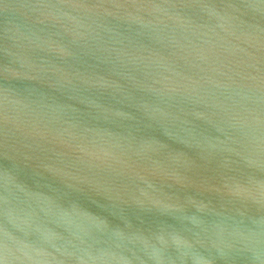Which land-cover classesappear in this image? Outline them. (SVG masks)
I'll use <instances>...</instances> for the list:
<instances>
[{"label":"water","instance_id":"water-1","mask_svg":"<svg viewBox=\"0 0 264 264\" xmlns=\"http://www.w3.org/2000/svg\"><path fill=\"white\" fill-rule=\"evenodd\" d=\"M0 264H264V0H0Z\"/></svg>","mask_w":264,"mask_h":264}]
</instances>
